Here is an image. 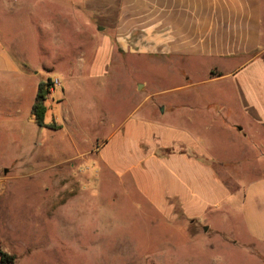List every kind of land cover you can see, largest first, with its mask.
<instances>
[{"label": "rangeland", "instance_id": "obj_1", "mask_svg": "<svg viewBox=\"0 0 264 264\" xmlns=\"http://www.w3.org/2000/svg\"><path fill=\"white\" fill-rule=\"evenodd\" d=\"M3 18L6 48L26 73L24 93L36 80L60 83L53 89L55 96L52 90L45 102L44 127L34 124L24 99L14 108L7 104L0 109V250L14 258L12 264H264V251L262 257H255L244 245H224L221 240L230 243L229 238L202 231L207 228H202L203 222L160 217L134 191L129 175L118 178L99 159L107 136L142 104L138 116L154 122L164 117L165 123L200 133L225 161L247 159L230 170L216 166L224 183L235 190L229 174L251 180L264 172L263 165L251 161L264 158V150L257 146L248 151L237 134L219 126L201 132L199 122L191 124L163 112V105L179 94L173 93L175 88L200 83L180 94L187 99L195 95L221 121L239 126L229 80L208 81L209 75L200 70L184 76L179 66L166 70L141 59L112 60L105 75L94 77L89 75L88 56L83 75L67 74L66 68L52 64L59 57L64 62L75 59V50L60 51L62 44H56L54 51L45 41V32L38 40L35 27L16 19L15 13ZM68 37L72 42L75 36L69 33ZM86 37L84 33L85 53ZM1 83L9 86L13 81L8 77ZM3 94L15 92L10 87Z\"/></svg>", "mask_w": 264, "mask_h": 264}, {"label": "crops", "instance_id": "obj_2", "mask_svg": "<svg viewBox=\"0 0 264 264\" xmlns=\"http://www.w3.org/2000/svg\"><path fill=\"white\" fill-rule=\"evenodd\" d=\"M9 13L35 27L38 40L45 32L52 50L56 44H62L60 51L75 50V59L64 62L59 57L52 64L63 66L67 74L83 75L84 57L88 56L89 75L94 77L105 75L112 60L141 59L166 70L179 66L184 76L192 77L200 70L209 75L208 81L229 80L239 126L221 121L195 95L187 99L182 94L200 83L175 88L173 93L179 94L163 105V112L191 124L199 122L201 132L219 126L237 134L248 151L257 146L264 150V0H0V80L10 77L13 81L9 86L0 84V96H6L4 100L0 97V109L7 104L14 108L24 99L31 113L40 81L24 93L26 73L2 37L3 17ZM69 33L75 36L72 42ZM193 62L201 65L196 67ZM12 78H20L22 85ZM10 87L15 94L4 95ZM51 94L55 96V90ZM142 109V104L137 105L130 120L107 136L99 152L100 163L120 179L129 175L134 191L160 217L203 222L207 232L229 238L230 243L221 240L224 245L235 248L241 244L251 255L262 257L264 172L251 180L229 174L235 183L231 191L216 166L230 170L247 159L225 161L200 133L165 123L164 117L161 122L140 117ZM184 112L191 116L185 117ZM252 160L264 166L263 156Z\"/></svg>", "mask_w": 264, "mask_h": 264}, {"label": "trees", "instance_id": "obj_3", "mask_svg": "<svg viewBox=\"0 0 264 264\" xmlns=\"http://www.w3.org/2000/svg\"><path fill=\"white\" fill-rule=\"evenodd\" d=\"M52 89L51 80L40 82L37 87L34 103L31 108V117L34 124L38 127H44V117L46 114L45 102ZM14 258L8 256L0 250V264H12Z\"/></svg>", "mask_w": 264, "mask_h": 264}, {"label": "built area", "instance_id": "obj_4", "mask_svg": "<svg viewBox=\"0 0 264 264\" xmlns=\"http://www.w3.org/2000/svg\"><path fill=\"white\" fill-rule=\"evenodd\" d=\"M51 84H52V89H51V91H52L53 89H55V88H57V87L60 86V83H59L58 80H56V79L51 80ZM51 91H50V92H51Z\"/></svg>", "mask_w": 264, "mask_h": 264}, {"label": "water", "instance_id": "obj_5", "mask_svg": "<svg viewBox=\"0 0 264 264\" xmlns=\"http://www.w3.org/2000/svg\"><path fill=\"white\" fill-rule=\"evenodd\" d=\"M207 230V228H204V231H206Z\"/></svg>", "mask_w": 264, "mask_h": 264}]
</instances>
